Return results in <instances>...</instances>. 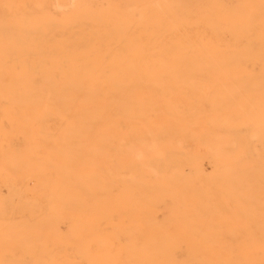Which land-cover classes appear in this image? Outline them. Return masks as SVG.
<instances>
[{
	"label": "bare ground",
	"instance_id": "1",
	"mask_svg": "<svg viewBox=\"0 0 264 264\" xmlns=\"http://www.w3.org/2000/svg\"><path fill=\"white\" fill-rule=\"evenodd\" d=\"M94 2L0 0V264H264V0Z\"/></svg>",
	"mask_w": 264,
	"mask_h": 264
},
{
	"label": "rangeland",
	"instance_id": "2",
	"mask_svg": "<svg viewBox=\"0 0 264 264\" xmlns=\"http://www.w3.org/2000/svg\"><path fill=\"white\" fill-rule=\"evenodd\" d=\"M86 1L87 0H52V7L54 8V9H58V10H60L61 12H63L64 14H65V17H66V19L68 20V21H73L74 19H75V17L77 16L78 17V20L81 22H84V23H81L79 26L81 27H79V26H77V25H75V26H73V28H71V30H72V32L76 35V33H77V36H75L74 35V37L76 38V37H80V36H78V35H80L81 34V32H83L81 35H85V36H82V37H80L82 40L84 39V37H85V40H83V42L85 43V46H83V49L84 50H82L81 52L82 53H84V54H90V53H93V55H98V54H100V52L99 51H102V49H104V47L106 46L105 44H107V41H106V39H103L101 36H99L98 34H96L95 32H93V29L91 28V26L90 25H87L86 23H87V21H88V18H87V16L83 13V11L82 10H80L78 13L79 14H77V15H72V11L75 9V6H79V8H83L84 7V4H85V6L87 5L86 4ZM136 1V0H135ZM141 1H143V2H149L150 0H141ZM100 4V5H99ZM107 4H108V0H95V2H94V6H96L100 11L101 10H103V9H106V7H107ZM93 6V5H92ZM92 6L91 5H89V6H87L88 8H92ZM93 6V7H94ZM99 6V7H98ZM125 7V6H124ZM44 8L43 7H40L39 8V10H43ZM124 12H126L125 11V8H124ZM130 16V13H128L124 18H123V20H125L126 18H128ZM84 18V19H83ZM87 20H86V19ZM86 21V22H85ZM123 22V21H122ZM80 30H79V29ZM75 29V30H74ZM92 31H91V30ZM263 29V30H262ZM84 30V31H83ZM81 31V32H80ZM261 31H264V26H262V28H261ZM80 33V34H79ZM88 33V34H87ZM93 34H95L96 35V38H95V35H93ZM94 36V37H91V36ZM92 38V39H91ZM229 39H231V37L229 36L228 37V40ZM92 40V41H91ZM94 43V44H93ZM95 44H97V47L96 46H93V45H95ZM91 46H93V47H91ZM15 109H20V108H15ZM1 121H3V122H1ZM0 121V127L1 126H3V125H11V124H13V120H7V121H5V120H1ZM11 127V126H10ZM259 173H260V171H259ZM260 175V174H259ZM8 187H5V186H3V187H0V197L1 196H3V197H1L2 198V200H4V201H11L12 200V198H13V196H12V194L10 193V191H9V188L7 189ZM7 191V192H6ZM260 191V190H259ZM6 198H5V197ZM10 196H12V197H10ZM7 199V200H6ZM13 203H15L14 205L15 206H17L16 204L18 203V201L17 200H15V202L13 201ZM19 205V204H18ZM64 230V229H63Z\"/></svg>",
	"mask_w": 264,
	"mask_h": 264
}]
</instances>
